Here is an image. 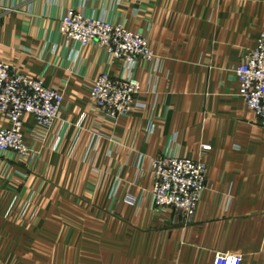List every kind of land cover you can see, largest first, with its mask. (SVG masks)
Returning <instances> with one entry per match:
<instances>
[{
    "label": "crops",
    "instance_id": "crops-1",
    "mask_svg": "<svg viewBox=\"0 0 264 264\" xmlns=\"http://www.w3.org/2000/svg\"><path fill=\"white\" fill-rule=\"evenodd\" d=\"M69 11L141 33L154 57L69 42ZM263 32L264 0H0V60L65 97L49 130L23 117L29 152H0V264H264V126L235 72ZM104 72L139 82L129 115L94 105ZM166 153L207 164L191 220L154 206Z\"/></svg>",
    "mask_w": 264,
    "mask_h": 264
},
{
    "label": "built area",
    "instance_id": "built-area-1",
    "mask_svg": "<svg viewBox=\"0 0 264 264\" xmlns=\"http://www.w3.org/2000/svg\"><path fill=\"white\" fill-rule=\"evenodd\" d=\"M60 29L69 42L83 47L97 43L107 49L114 60H122L129 66L135 65L140 58L150 60L154 57L144 35L104 18L69 11ZM235 72L240 82V95L264 126V32ZM138 93L139 82L134 77H115L104 72L95 82L91 98L109 118L118 119L137 107ZM64 100L60 90L47 87L41 79L28 77L0 60V113L9 120V125L0 129V152L13 151L20 155L29 152L23 117L30 114L40 127L49 130L59 118ZM210 149L208 145L203 146V151ZM152 173L154 206L161 211L173 209L191 220L206 187L205 161L166 153L152 160ZM239 262L237 254L219 253L213 264Z\"/></svg>",
    "mask_w": 264,
    "mask_h": 264
}]
</instances>
